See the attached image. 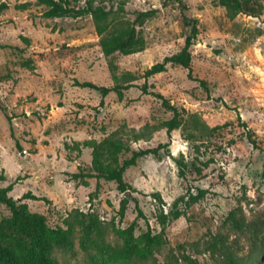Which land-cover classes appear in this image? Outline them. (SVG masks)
Here are the masks:
<instances>
[{
	"label": "rangeland",
	"instance_id": "rangeland-1",
	"mask_svg": "<svg viewBox=\"0 0 264 264\" xmlns=\"http://www.w3.org/2000/svg\"><path fill=\"white\" fill-rule=\"evenodd\" d=\"M87 1L72 4L83 7ZM89 1L117 12L108 18L109 33L130 25L134 11L156 9L141 28L142 51L104 57L90 15L46 18L38 0H0L5 5L0 11V168L6 176L0 187L14 184L7 196L50 226L73 228L71 245L53 251L60 264H264V0H248L260 8L257 17H231L219 0H183L199 30L191 47V77L189 70L168 65L148 79L147 69L184 45L188 28L176 2ZM25 59L32 60L33 69L23 66ZM74 80L131 87L121 97L116 91L102 96ZM144 83L185 119L196 115L220 128L207 138L186 140L181 128L168 136L161 125L172 114L159 99L142 93ZM241 123L252 131L255 147ZM114 132L136 151L169 147L127 169L124 191L103 179L73 180V174L96 165L87 143ZM181 159L212 160L208 177L183 181L174 161ZM195 188L208 193L174 208L179 197L187 201V190L196 194ZM175 209L183 211L177 219L170 214ZM80 213L98 220L99 232L89 240L83 239ZM162 214L168 216L164 223ZM9 215L0 204V219ZM132 223L135 238L157 234L164 243L146 261L123 263L116 260L123 246L117 232Z\"/></svg>",
	"mask_w": 264,
	"mask_h": 264
},
{
	"label": "trees",
	"instance_id": "trees-1",
	"mask_svg": "<svg viewBox=\"0 0 264 264\" xmlns=\"http://www.w3.org/2000/svg\"><path fill=\"white\" fill-rule=\"evenodd\" d=\"M174 1L179 7L183 25L188 28L184 45L177 53L165 57L161 62L147 69L144 72L145 79L165 72L168 65L179 66L189 70L188 76L191 77V47L199 33L198 22L196 19L187 16L186 11L188 8L183 0ZM38 3L46 7L47 10L44 13L46 18H76L90 15L95 22L96 33L100 36L101 52L104 57H110L116 53L133 54L142 51L144 42L140 36L141 28L157 13L156 9L134 11V18L130 25L117 32L109 33L107 31L108 18L111 14L117 12L105 10L102 6H95L92 1L88 0L83 7H75L72 4L77 3V0H38ZM219 4L227 10L231 17L238 14L257 17L260 12V8L250 6L248 0H219ZM4 8V4L0 5V11ZM23 41L28 42L24 38ZM22 63L28 69H33L34 67L31 59H25ZM199 83L206 88L205 81L199 80ZM74 85L83 89L95 90L102 96L107 95L111 91H116L120 97L122 91L131 87L116 86L114 88H106L92 82H79L78 80H74ZM148 89L149 87L146 83L140 87L142 93L151 94L159 99L162 105L172 114V117L161 125L162 128L166 129L168 136L173 130L181 128L186 140H194L207 138L220 128H210L196 115H190L185 119L183 111H179L160 94L149 92ZM0 109L4 111L1 104ZM241 126L246 131L248 141L255 147L252 131L245 123H241ZM134 139L137 140L138 138L135 136ZM87 145L93 149V163L96 165L92 171H79L73 174L72 179L80 182H85L86 179H103L114 182L118 189L123 191L128 187V184L123 180V174L127 169L135 167L141 158L150 155L158 156L162 150L169 147V143H165L159 144L155 148L136 151L131 147L130 140L124 138L118 132L110 134L101 142H88ZM123 154L130 155L128 158L119 161V157ZM105 155L108 157L105 158ZM174 161L178 167L179 176L188 183L206 179L209 175L207 169L212 163L210 159L206 161L194 159L190 163L185 162L183 159ZM5 181V173L0 168V183ZM13 185L9 184L6 187H0V204L4 205L10 212L9 216L0 219V264H60L53 257V251L64 245H71L73 228L70 225L66 229L52 227L43 216L28 213L24 204L7 196L13 190ZM195 190L196 194H192L187 190V201L185 202L186 196L179 197L174 202V208H177L178 203H184L186 206L196 203L208 193L207 190L202 188H195ZM27 197L25 195L23 199ZM123 209L124 207L122 206ZM181 213L183 211L175 209L170 214L173 219H177ZM79 215L77 220L82 228L83 239L89 240L94 233L99 232L98 220L93 215H85L83 213ZM167 218L168 216L162 214L160 216L161 223H164ZM133 232V223L127 229L117 232L123 239V246L116 255L117 261L123 263H128L133 259L146 261L164 243L161 235L146 233L135 238Z\"/></svg>",
	"mask_w": 264,
	"mask_h": 264
},
{
	"label": "water",
	"instance_id": "water-1",
	"mask_svg": "<svg viewBox=\"0 0 264 264\" xmlns=\"http://www.w3.org/2000/svg\"><path fill=\"white\" fill-rule=\"evenodd\" d=\"M23 155V154H22Z\"/></svg>",
	"mask_w": 264,
	"mask_h": 264
}]
</instances>
